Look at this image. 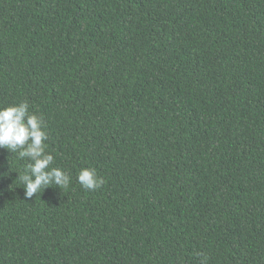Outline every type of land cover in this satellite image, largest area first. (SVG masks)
Masks as SVG:
<instances>
[{
    "label": "trees",
    "instance_id": "1",
    "mask_svg": "<svg viewBox=\"0 0 264 264\" xmlns=\"http://www.w3.org/2000/svg\"><path fill=\"white\" fill-rule=\"evenodd\" d=\"M24 101L71 183L0 149V264H264V0H0Z\"/></svg>",
    "mask_w": 264,
    "mask_h": 264
},
{
    "label": "clouds",
    "instance_id": "2",
    "mask_svg": "<svg viewBox=\"0 0 264 264\" xmlns=\"http://www.w3.org/2000/svg\"><path fill=\"white\" fill-rule=\"evenodd\" d=\"M47 140L48 133L42 118L29 112L26 101L0 107V149H6L20 160H28L23 171L17 172L25 200H30L48 187L66 189L71 183L68 172L53 166L55 158L46 151ZM76 180L88 191H95L104 183L94 168L80 169ZM200 264H207V257L201 256Z\"/></svg>",
    "mask_w": 264,
    "mask_h": 264
}]
</instances>
